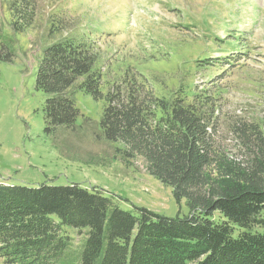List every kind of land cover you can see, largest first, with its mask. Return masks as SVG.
I'll use <instances>...</instances> for the list:
<instances>
[{"label":"trees","instance_id":"obj_1","mask_svg":"<svg viewBox=\"0 0 264 264\" xmlns=\"http://www.w3.org/2000/svg\"><path fill=\"white\" fill-rule=\"evenodd\" d=\"M35 2L7 1L12 36L32 27ZM70 30L66 21L53 18L51 40L37 60L34 89L45 97V132L75 124L77 93L102 102L104 139L121 146L116 152L125 158H141L151 177L170 188L177 201L185 200L189 215L172 219L143 208L124 211L97 191L73 184H0V264L68 259L79 264H264V150L250 167L222 170L212 178L218 100L206 91L188 95L182 90L160 98L132 66L104 92L99 48ZM15 51V42L0 35V64L12 63ZM256 130L253 125L234 129L249 143ZM258 138L263 146L260 132ZM215 213L218 221L211 219ZM69 230L84 235L75 258L68 255L74 240Z\"/></svg>","mask_w":264,"mask_h":264},{"label":"rangeland","instance_id":"obj_2","mask_svg":"<svg viewBox=\"0 0 264 264\" xmlns=\"http://www.w3.org/2000/svg\"><path fill=\"white\" fill-rule=\"evenodd\" d=\"M7 1L0 0V35L12 39L16 51L12 63L0 64V184H73L97 191L124 211L143 208L172 219L189 215L185 200L177 201L151 177L141 158H125L116 152L121 146L104 139L102 102L77 93L75 124L45 132V97L35 91L34 77L57 16L99 48L104 92L132 66L160 98L182 90L206 91L218 100L212 178L250 167L264 150L258 141L259 132L264 137V0H36L32 27L13 36ZM204 57L209 64L198 62ZM238 125L257 127L252 142L234 131ZM68 232L74 239L68 255L75 258L84 235Z\"/></svg>","mask_w":264,"mask_h":264}]
</instances>
